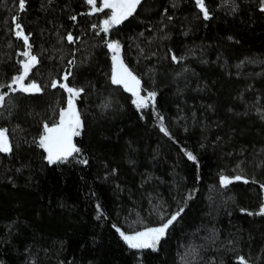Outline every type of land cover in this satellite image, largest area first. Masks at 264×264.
<instances>
[{
  "label": "trees",
  "instance_id": "trees-1",
  "mask_svg": "<svg viewBox=\"0 0 264 264\" xmlns=\"http://www.w3.org/2000/svg\"><path fill=\"white\" fill-rule=\"evenodd\" d=\"M205 5L208 20L194 0H142L98 35L109 10L87 15L85 0H26L23 12L0 0V129L12 146L0 153V264H264V0ZM14 17L39 61L25 82L40 93L4 87L26 50ZM107 41L141 93H155L148 107L111 82ZM53 81L83 90L82 128L80 151L49 164L38 140L68 97ZM177 212L155 250L120 235Z\"/></svg>",
  "mask_w": 264,
  "mask_h": 264
},
{
  "label": "snow or ice",
  "instance_id": "snow-or-ice-1",
  "mask_svg": "<svg viewBox=\"0 0 264 264\" xmlns=\"http://www.w3.org/2000/svg\"><path fill=\"white\" fill-rule=\"evenodd\" d=\"M86 4L90 6V11L87 15H95L98 12L107 13V18L102 22V26L99 28V33L108 34L110 30L119 24L123 23L129 17H131L135 12L137 7L142 3V0H101V4L97 7V0H85ZM26 0H18V9L23 12L25 10ZM195 6L199 9L204 20L210 18L208 9L205 5V0H194ZM264 12V7L260 9ZM17 17L13 18L14 24V36L17 40H22L25 47V51L20 53L24 57L20 61L22 72L13 78L10 84L4 85L12 90V92H21L25 94H36L42 91L41 87L35 83H29L25 85V80L29 77L31 70L38 64V58L31 52V44L29 43L30 37L24 33L23 27L20 23L16 22ZM71 19L76 20L73 16ZM96 25H93V29H96ZM66 40L69 44H74L77 39L73 37L71 33L67 34ZM106 47L110 52L113 53L112 59V74L111 82L115 85H122L124 90L130 92L135 99L132 103L136 108L143 109L148 107L149 101H154L155 93L149 92L146 97L140 95V80L133 75V73L125 66L123 60L120 57V44L118 42H106ZM172 59L176 61V57L173 56ZM73 64V61H69ZM71 71L69 70L63 77V81H67ZM53 89L60 87L65 92L68 93L67 108L61 109L59 112V121L53 126H49L47 123L43 126V135L40 136L38 140V147L47 153V161L49 164L63 163L66 162L69 156L73 153H78L80 150L73 144V137L80 135V129L82 128V123L80 120L79 113L76 110L74 100L79 97L82 93V89H75L70 87L67 83H60L58 81H53L51 84ZM5 94H0V107L4 106ZM162 119V118H161ZM161 131L165 135L168 132L165 128L161 127ZM12 151V146L9 141L7 134V129H0V153L9 154ZM189 160L193 162L196 161V157L192 153H186ZM86 163L87 161H82ZM236 180L241 179L237 176ZM233 181L225 176L220 177L221 186L227 187ZM245 183L248 181L245 180ZM264 187V186H262ZM182 211V209L180 210ZM256 215H264V206H262ZM180 212L171 216L162 226L157 228H149L146 231L137 232L135 235H125L120 232L121 237L128 244L130 248H152L155 250L156 245L159 240L165 235L168 227L177 219ZM248 215H253L249 212ZM119 232L120 230L117 229ZM238 264H247L244 257L238 258Z\"/></svg>",
  "mask_w": 264,
  "mask_h": 264
},
{
  "label": "rangeland",
  "instance_id": "rangeland-1",
  "mask_svg": "<svg viewBox=\"0 0 264 264\" xmlns=\"http://www.w3.org/2000/svg\"><path fill=\"white\" fill-rule=\"evenodd\" d=\"M112 55H113V53L111 52V57H112ZM23 59H24V57H23ZM21 72H22V70H21ZM111 74H112V68H111ZM29 83H32V82H29ZM29 83H26L25 82V85H27V84H29ZM119 86H121L122 88H123V86L122 85H119ZM124 89V88H123ZM129 94H131L130 92H128ZM140 95L142 96V97H146V96H144L142 93H141V89H140ZM131 96H132V94H131ZM133 97V96H132ZM67 99H68V97H67ZM133 99H135V97H133ZM74 104H75V107H76V102H75V100H74ZM67 108V101H66V106H65V108L64 109H66ZM76 110H77V108H76ZM58 121H59V117H58V120L56 121V123H58ZM54 125V124H53ZM53 125H50V127L51 126H53ZM43 135V134H42ZM76 137V136H75ZM75 137H73V144H74V138ZM46 157H47V153H46ZM263 198H264V190H263ZM142 231H146V230H142ZM139 232H141V231H139ZM136 233H133V234H127V235H135ZM124 240V239H123ZM126 243V242H125ZM127 244V243H126ZM128 245V244H127ZM157 246V245H156ZM136 249H141V248H136ZM152 249V248H151Z\"/></svg>",
  "mask_w": 264,
  "mask_h": 264
}]
</instances>
